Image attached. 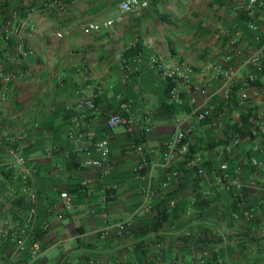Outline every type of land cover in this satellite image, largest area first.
<instances>
[{
  "label": "crops",
  "instance_id": "1",
  "mask_svg": "<svg viewBox=\"0 0 264 264\" xmlns=\"http://www.w3.org/2000/svg\"><path fill=\"white\" fill-rule=\"evenodd\" d=\"M49 1L0 0L6 12L0 13V74L14 76L6 87L0 81V228L22 226L27 207L33 206L30 230L48 224L37 237L44 251L37 264H264V173L249 164L251 158L264 160V136H236L235 146L232 137L226 138L227 126L246 108L254 107L255 119L264 118V69L252 84L257 98L241 101L236 95L240 80L252 70L240 61L258 42L233 0H149L146 9L87 35L81 33L83 23L111 18L122 0H58L61 7L46 12ZM253 23L262 34L264 9ZM219 32L222 37L215 39ZM232 38L239 55L228 45ZM17 44L23 47L20 55L14 51ZM154 61L191 67L186 88L199 102L196 89L212 94L208 106L219 125L195 123L185 88L169 80L179 91L173 98ZM207 63L237 66L227 97L222 79L206 69ZM79 95L94 98L96 108L84 132L91 143H108L104 174L82 166L96 154L83 152L69 135ZM121 104L135 119L132 134L123 125L106 127L110 115L126 116ZM175 129L184 132L192 155L202 157L201 174L185 158L157 167ZM211 142L220 144L202 148ZM12 154L33 171V201L20 191L18 169L6 168ZM141 160L143 169L137 170ZM232 180L238 186H230ZM106 183L116 188L103 201L100 190ZM61 192L69 197L67 211ZM239 200L248 217L232 216ZM163 208L167 217L153 228ZM118 222L125 227L121 237L113 227ZM106 226L111 228L104 232ZM27 259L26 252L0 239V264Z\"/></svg>",
  "mask_w": 264,
  "mask_h": 264
},
{
  "label": "built area",
  "instance_id": "2",
  "mask_svg": "<svg viewBox=\"0 0 264 264\" xmlns=\"http://www.w3.org/2000/svg\"><path fill=\"white\" fill-rule=\"evenodd\" d=\"M235 7L238 11L242 12L246 17L247 22L245 25V29L249 32L254 33V38L256 39L257 46L254 50L248 55L244 56L241 61V66H250L252 70L250 73L245 75L244 78L240 80V87L236 92V95L241 101H247L250 98H257L258 91L252 87L253 82L256 79L258 73H260L264 69V32L262 34L258 33L257 27L253 23L256 18V13L264 9V0H233ZM149 0H122L116 4L115 13L111 18L103 20L101 22H93L87 21L83 23L81 26V33L87 35L90 33H99L105 29L110 28L111 26L121 23L123 16L131 11H140L146 9L148 7ZM61 7V2L58 0H51L46 3L43 7V10L46 12H50L54 9H58ZM235 31V29H233ZM223 32L217 33L214 36L215 39L221 38ZM57 37H61V34H56ZM229 47H231L232 52L236 55L240 54L239 49L237 48V42L235 38L229 39L228 41ZM17 55H20L23 52V47L21 44H17L14 49ZM137 60V56H135ZM153 68L156 71L161 72L162 76L173 83L179 84L182 88H185V93L187 94V102L190 106L189 117L195 123H202L206 120L209 121V124L212 127H216L219 125V121L213 119L212 109L208 106V102L213 97L206 89L199 88L196 89L197 93L201 95L202 100L199 102L195 99L192 92L186 86L188 85L190 78L193 74L191 67L185 64H179L174 67H167L153 62ZM206 69L210 70L214 77H220L223 82V97H227L230 92V84L237 74V66L230 65L225 69H221L218 66L213 65L212 63L206 64ZM13 75L0 74V81L3 87H6L7 84L13 79ZM249 87V91L246 92L245 89ZM178 92L176 89H171L170 94L173 98L178 97ZM0 100H3L1 97ZM95 102L93 96H82L76 100L75 103V117L74 121L71 125L69 131L70 137L72 134L81 144V150L85 153L92 151L96 154V157H90L82 162V166L86 168L98 169L102 174L105 173L104 169L107 164V158L109 154L108 143L105 139H101L96 143H91L90 138L86 137L84 132V124L89 120V118L93 115L95 111ZM120 109L125 113L126 116H122L120 114L110 115L106 121V127L108 129H112L117 125H123L125 127V131L128 134H132L133 125L135 123V119L126 114L127 110L124 104L120 105ZM252 136H264V118L260 119L254 128L251 131ZM20 139V136H17ZM184 132L181 130L175 129L169 138L165 142V151L162 154L160 161L157 163V167L159 169H165L169 163L175 158H185L186 165L194 170L197 174L202 173V157L199 155H191L189 158L186 157L187 148L183 142ZM239 142L238 137L233 136L230 139V145L235 146ZM134 150L139 153L141 151L139 146H133ZM227 149V148H226ZM13 155L12 163L6 165V168H17V175L19 177L20 191L27 196L29 200L34 199V195L29 188V182L32 176V170L29 169L25 163V160L15 154ZM143 161L138 164L137 170L143 169ZM250 166L260 170L264 173V160H259L256 158H251L249 160ZM220 169H224L225 166H220ZM148 174V173H146ZM230 186H238L236 180H232L229 182ZM82 185L81 187H83ZM116 188L115 184H107L101 187L102 200L106 201V197L110 195ZM59 198L62 201V207L64 210L70 209V201L69 197L65 192L59 193ZM168 207H174V201L168 202ZM237 211L233 213V217H236L240 213L248 217L247 212L242 210V202L239 200L237 202ZM36 210L33 206L27 207L25 211V218L23 219V225L18 226L16 224H4L0 228V239L4 240L6 243L11 245L14 250L18 253L26 252L28 255V259L26 262L22 264H37L44 257V251L39 247L37 237L43 232L48 230V224L43 223L36 231L30 230L32 223L35 220ZM115 235L117 237H121L125 232V227L123 222H118L113 225ZM111 226H106L103 228V231L110 229ZM8 264H19L15 261H9Z\"/></svg>",
  "mask_w": 264,
  "mask_h": 264
},
{
  "label": "trees",
  "instance_id": "3",
  "mask_svg": "<svg viewBox=\"0 0 264 264\" xmlns=\"http://www.w3.org/2000/svg\"><path fill=\"white\" fill-rule=\"evenodd\" d=\"M6 5H2V8L3 10L5 9ZM1 8V9H2ZM1 11V10H0ZM1 14L5 15V13L3 11L0 12ZM134 52L136 53L137 52V48L134 49ZM168 89H171L172 87V83L169 82L168 80ZM254 107H249V108H246L245 111H243L239 116H238V119L236 122L230 124L227 126V130H226V133L227 131L229 133H227L226 135V138L229 139L230 137H233V136H238L239 138H245V137H249V138H252L251 136V131L256 128V123L255 125L254 122H257L259 120L255 119V113H254ZM208 120L204 121V122H207ZM202 122V123H204ZM184 141V139H183ZM220 143L219 142H211V143H204L203 144V149H213L214 147H216L217 145H219ZM194 152L191 150V147H189L187 149V153H186V157H190ZM109 198V195L106 197V200H108ZM167 217V211L165 208L163 209H160L155 217H154V222H153V228L155 227H158L161 222Z\"/></svg>",
  "mask_w": 264,
  "mask_h": 264
}]
</instances>
